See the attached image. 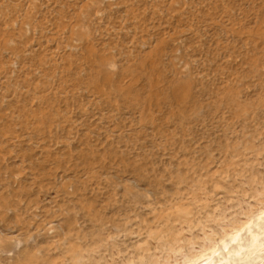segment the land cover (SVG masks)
<instances>
[{"label":"rangeland","instance_id":"374dc122","mask_svg":"<svg viewBox=\"0 0 264 264\" xmlns=\"http://www.w3.org/2000/svg\"><path fill=\"white\" fill-rule=\"evenodd\" d=\"M263 226L264 0H0V264L222 262Z\"/></svg>","mask_w":264,"mask_h":264},{"label":"bare ground","instance_id":"6f19581e","mask_svg":"<svg viewBox=\"0 0 264 264\" xmlns=\"http://www.w3.org/2000/svg\"><path fill=\"white\" fill-rule=\"evenodd\" d=\"M262 228H264V226ZM260 237L261 235L259 236L256 232L255 234L249 235L247 239H244L239 238V234L235 233L230 237L232 245L227 251V257L221 258L223 260L222 262L221 260H213L214 258L212 257V255L215 254V251L211 253L212 255H207L209 258H205V260H203L199 264H246L244 263L245 261L242 260L245 256L249 257L250 255H253L252 253H264V238L260 239ZM223 246L225 248L227 244L223 243ZM196 261L197 260H195V262Z\"/></svg>","mask_w":264,"mask_h":264}]
</instances>
